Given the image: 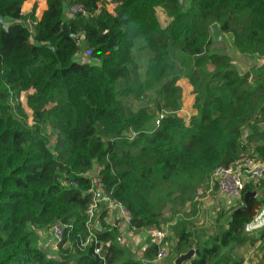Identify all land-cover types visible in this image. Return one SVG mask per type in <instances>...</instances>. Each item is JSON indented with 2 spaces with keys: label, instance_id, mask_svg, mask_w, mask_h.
I'll return each instance as SVG.
<instances>
[{
  "label": "trees",
  "instance_id": "obj_1",
  "mask_svg": "<svg viewBox=\"0 0 264 264\" xmlns=\"http://www.w3.org/2000/svg\"><path fill=\"white\" fill-rule=\"evenodd\" d=\"M25 1L0 0V264L155 258L152 242L142 259L132 257L107 210L92 219L99 229L88 228L87 173L95 165L131 230L172 223L174 257L195 250L185 264H243L234 247L259 240L261 252L264 228L256 238L246 228L264 205V178L247 181L242 203L214 217V235L191 226L197 192L216 167L247 150L264 162V62L237 70L229 50L214 49L210 30L217 23L236 53L264 58V0H36L24 13ZM72 4L87 15H66ZM81 42L97 63L76 60ZM138 50L149 52L145 63ZM183 76L195 94L188 122L177 114ZM252 190L258 196L241 208ZM57 223L62 239L44 247Z\"/></svg>",
  "mask_w": 264,
  "mask_h": 264
},
{
  "label": "built area",
  "instance_id": "obj_2",
  "mask_svg": "<svg viewBox=\"0 0 264 264\" xmlns=\"http://www.w3.org/2000/svg\"><path fill=\"white\" fill-rule=\"evenodd\" d=\"M75 14L85 16L87 15V12L81 4H72L68 6L66 9V15L71 16ZM77 42L80 44L79 40ZM163 116L164 113H161L158 116V119L155 121L156 125L159 124V119ZM56 138L57 136L55 134L51 135L50 143L55 141ZM101 169V167L95 165L87 173L91 182L88 190L90 202L86 209V214L88 216L87 226L89 229L96 226V223L92 222L96 212L100 210H116L119 214L120 221H122V223L130 229L131 216L122 203L112 197L111 192L105 189L100 176ZM263 178L264 162L258 160L254 154L251 156L244 154L228 166L216 167L210 175L208 190L211 191L216 188L221 195L233 200H238L242 196L244 185L247 181L256 183ZM69 184L74 185L73 182H70ZM261 213H264V211ZM171 224L172 223H168L160 227L152 226L148 229H143L145 234L149 237L150 242L157 246V254L155 258L148 262L159 263L168 257L169 248L166 241L171 232ZM64 227V225L57 223L46 233L51 239V246L53 248H56L58 242L62 239ZM100 250V247H98L94 250V252L100 254Z\"/></svg>",
  "mask_w": 264,
  "mask_h": 264
},
{
  "label": "rangeland",
  "instance_id": "obj_3",
  "mask_svg": "<svg viewBox=\"0 0 264 264\" xmlns=\"http://www.w3.org/2000/svg\"><path fill=\"white\" fill-rule=\"evenodd\" d=\"M35 1L36 0H33L32 2L36 3ZM32 6H33V4H32ZM223 40H224L225 45L228 46L229 51L227 53L230 55L232 65L235 68L238 65L237 63H252L251 60L253 57H247L244 55L239 56L238 53H236L232 49L230 35L224 36ZM221 50L225 51V49H221ZM172 51L175 52V50H172ZM137 53H138L137 54L138 62L145 63L146 59L149 57V52L147 50H138ZM76 60L80 61V62H93L94 61L95 63H97V61L91 60L89 58L88 51L85 49L84 44L82 42H81L80 51L76 55ZM253 63H257V62H253ZM253 66H255V65H253ZM248 70H249V68H248ZM25 95H26V93L22 94L21 101H22L23 106L25 107L27 114H28V117H29L28 121H30L32 123V112L26 105ZM251 152L252 151L249 152L247 150L245 155L251 156L252 155ZM208 188L206 189L205 187H203L202 189H200L197 192V196L195 197L196 203H197V214L195 217L192 218V226H191L192 231L197 232L198 234L203 235L206 238L214 235V232H215L214 227L216 225V221L214 223V217L219 215V213L223 214L228 210L225 207L223 209V206L221 204L222 200L220 199V197L218 195V194H220L218 192V190L216 188H214L212 191H209ZM231 201H235V204H233L234 206L237 203L238 204L242 203L241 199H238V200L232 199ZM225 204H226V202H225ZM262 208H263V206H261V207L259 206L256 209V212L254 213L253 218L251 220V222H253V223L250 222L251 224L249 223V225H248L250 228H252V226L255 224V220H254L255 217L257 215L261 214ZM168 215L169 214H167V216ZM262 228H264V226L256 227L255 229L252 228L247 233L252 238H256L260 234ZM256 229H258V231H256ZM166 242H167V245L169 248V254H168L167 260L172 264L174 256H175V252L173 251L172 246H171V243H172L171 235L169 236V238L167 239ZM259 244H260V240L256 242L255 246L248 245V244H245L242 246H236L233 249V255L236 257V259L243 260V264H255L259 260L261 253H264V249H262L261 252L259 251V247L257 246Z\"/></svg>",
  "mask_w": 264,
  "mask_h": 264
},
{
  "label": "crops",
  "instance_id": "obj_4",
  "mask_svg": "<svg viewBox=\"0 0 264 264\" xmlns=\"http://www.w3.org/2000/svg\"><path fill=\"white\" fill-rule=\"evenodd\" d=\"M32 1L33 0H26L23 3L22 8H23L24 13H27L31 10L32 4H34V2H32ZM182 2H183V0H182ZM43 7H44V5H43V3H41L40 9H42ZM108 8L110 10H112L111 6H109ZM227 50H229V49H227ZM238 55L241 56L240 54H238ZM252 57H253L251 60L252 63H237L238 65H237L236 69L239 71H246V70H248V68L252 67L253 65L259 66L264 62V58H259L258 56H252ZM253 62H257V63H253ZM177 84L182 89V99H181L182 100V106H181V109L177 112V114L179 116L183 117L186 122H188L190 117L196 114V110L193 107L194 98H195L194 89H193V86L191 85L188 77H186V76L181 77L177 81ZM218 195H219L220 199L222 200L221 204L223 206V209H224V207L229 209L232 206H234L233 204H235V201H231L232 199L225 197L224 195H221V194H218ZM225 202H226V204H225ZM261 211H264V205H263V208L261 209ZM107 212L108 213H107V216L105 218L106 223L111 224V225H115L118 227V231L120 233V235L118 237V243L120 245L124 246L131 253L132 257H134L136 259H142L144 248L146 246L150 245V243H151L149 237L145 234V232L143 230L134 231V230L128 229L122 223V221H120L119 214L116 212V210H112V211L107 210ZM254 220H255V224L252 226V228L255 229L256 227L264 226V213H261V215H257ZM251 223H253V222H251ZM252 228L247 226L246 231L249 232ZM256 231H258V229H256ZM41 239H42L41 243L44 247H47V248L50 247L51 249H55L51 246V239H50L49 235L45 234V235H43V237ZM175 258L176 257H174L172 264H174ZM146 263L147 264H171L167 260V258L165 260L159 262V263L144 262L143 264H146Z\"/></svg>",
  "mask_w": 264,
  "mask_h": 264
},
{
  "label": "water",
  "instance_id": "obj_5",
  "mask_svg": "<svg viewBox=\"0 0 264 264\" xmlns=\"http://www.w3.org/2000/svg\"><path fill=\"white\" fill-rule=\"evenodd\" d=\"M179 3L182 2V0H178ZM211 30V37H212V44L214 49L216 50H221V49H228V46L225 45L224 40H223V36L221 34V31L219 29V26L217 23H213L210 27ZM258 196V192L256 190H252V191H247L244 193L243 196V204L240 206L243 209H248L249 208V204H250V200L254 199ZM231 214V212L227 213L224 216L223 221ZM96 229L100 228L99 222L97 221ZM195 255V250L193 248L187 250L186 252L178 255L175 260H174V264H184L189 262Z\"/></svg>",
  "mask_w": 264,
  "mask_h": 264
}]
</instances>
